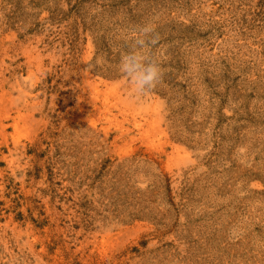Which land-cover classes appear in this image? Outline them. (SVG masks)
I'll use <instances>...</instances> for the list:
<instances>
[{"label": "rangeland", "instance_id": "1", "mask_svg": "<svg viewBox=\"0 0 264 264\" xmlns=\"http://www.w3.org/2000/svg\"><path fill=\"white\" fill-rule=\"evenodd\" d=\"M0 264H264V0H0Z\"/></svg>", "mask_w": 264, "mask_h": 264}, {"label": "clouds", "instance_id": "2", "mask_svg": "<svg viewBox=\"0 0 264 264\" xmlns=\"http://www.w3.org/2000/svg\"><path fill=\"white\" fill-rule=\"evenodd\" d=\"M152 31L153 29L149 25L139 29V33L144 36ZM145 47L146 40L136 39L130 46V50L121 56L118 64V71L125 76L129 82L131 93L135 95L151 92L162 83L161 67L158 62L143 51Z\"/></svg>", "mask_w": 264, "mask_h": 264}]
</instances>
